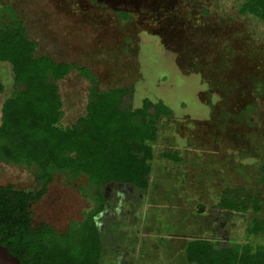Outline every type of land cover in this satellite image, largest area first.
Segmentation results:
<instances>
[{"label":"rangeland","instance_id":"374dc122","mask_svg":"<svg viewBox=\"0 0 264 264\" xmlns=\"http://www.w3.org/2000/svg\"><path fill=\"white\" fill-rule=\"evenodd\" d=\"M240 3L0 0L24 23L36 55L86 67L98 88L132 87L134 107L147 97L172 110L158 125L149 187L138 198L136 217H128L134 225L122 231L132 248L126 264H188L184 249L196 237L222 246L229 240L264 245V229L248 231L253 220L264 221V20L240 14ZM57 83L60 125L70 126L85 115L91 85L75 69ZM0 85L1 116L2 102L16 88L6 61ZM4 184L38 188L31 170L0 162ZM88 190L84 175L55 174L46 194L31 203L32 222L64 231L91 208ZM227 197L247 209L221 208ZM103 243L108 246L107 237ZM108 257L110 250L103 260Z\"/></svg>","mask_w":264,"mask_h":264},{"label":"trees","instance_id":"16d2710c","mask_svg":"<svg viewBox=\"0 0 264 264\" xmlns=\"http://www.w3.org/2000/svg\"><path fill=\"white\" fill-rule=\"evenodd\" d=\"M238 12L264 20V0H241ZM35 50L16 11L1 5L0 62L11 65L16 88L1 105L0 162L31 170L38 188L25 191L13 184L0 185V244L21 264H123L132 248L122 231L134 225L128 217H136L138 198L149 187L158 125L172 110L147 97L134 107L129 104L132 87L98 88L86 67L57 62ZM73 69L89 80V99L85 115L63 127L57 81ZM55 174L84 175L86 196L92 201L83 219L71 220L61 232L44 221L34 224L30 210L31 203L46 194ZM260 180L264 184V154ZM242 204L232 197L218 202L221 208L241 213L247 209ZM263 229L264 221L255 219L248 231ZM109 250L112 257L103 260ZM184 253L188 264H264V245L252 247L248 242L229 240L222 246L196 237L187 241Z\"/></svg>","mask_w":264,"mask_h":264},{"label":"water","instance_id":"95a60500","mask_svg":"<svg viewBox=\"0 0 264 264\" xmlns=\"http://www.w3.org/2000/svg\"><path fill=\"white\" fill-rule=\"evenodd\" d=\"M0 264H21L19 259L11 254L6 246L0 244Z\"/></svg>","mask_w":264,"mask_h":264}]
</instances>
